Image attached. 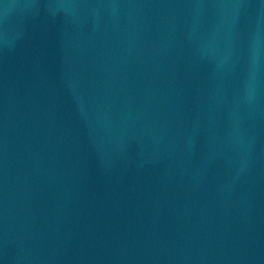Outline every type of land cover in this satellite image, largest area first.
Listing matches in <instances>:
<instances>
[{"label": "water", "instance_id": "95a60500", "mask_svg": "<svg viewBox=\"0 0 264 264\" xmlns=\"http://www.w3.org/2000/svg\"><path fill=\"white\" fill-rule=\"evenodd\" d=\"M0 264H264V0H0Z\"/></svg>", "mask_w": 264, "mask_h": 264}]
</instances>
